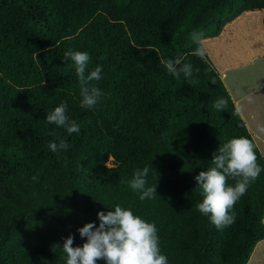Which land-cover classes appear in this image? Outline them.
Here are the masks:
<instances>
[{"label": "trees", "instance_id": "trees-1", "mask_svg": "<svg viewBox=\"0 0 264 264\" xmlns=\"http://www.w3.org/2000/svg\"><path fill=\"white\" fill-rule=\"evenodd\" d=\"M255 11L264 29V0H0V264H66L64 239L81 246L77 229L116 205L155 224L168 264H246L264 240V161L207 57L193 55L191 34L216 38ZM69 49L89 53L88 72L102 68L92 109L81 107ZM180 55L198 83L159 63ZM62 102L79 133L46 122ZM57 137L70 147L50 151ZM239 137L255 145L262 171L235 222L217 230L196 209L194 177ZM150 165L157 197L141 201L127 181Z\"/></svg>", "mask_w": 264, "mask_h": 264}, {"label": "clouds", "instance_id": "clouds-1", "mask_svg": "<svg viewBox=\"0 0 264 264\" xmlns=\"http://www.w3.org/2000/svg\"><path fill=\"white\" fill-rule=\"evenodd\" d=\"M191 38L197 45L193 55L205 60L206 51L200 46L204 33L194 31ZM64 59L70 60V66L75 69L82 97L81 107L94 108L103 93L92 82L101 79L102 68L97 66L88 72L91 57L87 52L69 49L64 53ZM183 61L184 57L180 55L175 59L161 58L159 63L176 79L183 75L190 84L198 83L192 79V64ZM195 71L198 73L199 69ZM227 105L226 99L218 98L213 107L223 111ZM66 112V103L62 102L46 115L45 120L48 124L64 128L69 135L79 133L81 126L71 120ZM50 135L56 136V133L52 132ZM57 139L58 142L49 143L50 151L60 152L70 147L64 139ZM254 148L255 145L248 138L230 139L213 153L212 166L194 177L203 197L196 209L200 214L208 216L217 230H223L235 222V204L262 171ZM150 168L152 169L151 165L136 170L132 179L127 181L132 190L140 193L141 201L157 197V185L146 186ZM229 177L235 180L234 186L228 185ZM96 215L98 226L87 223L77 229L79 236L85 240L81 246L73 247L74 236L71 234L64 239L62 248L67 256L66 264H97L101 260L104 264H168L167 257L161 253L158 230L154 223L143 220L120 205H116L114 211H100Z\"/></svg>", "mask_w": 264, "mask_h": 264}, {"label": "crops", "instance_id": "crops-1", "mask_svg": "<svg viewBox=\"0 0 264 264\" xmlns=\"http://www.w3.org/2000/svg\"><path fill=\"white\" fill-rule=\"evenodd\" d=\"M253 14H256V18L252 17ZM261 17L262 13L258 11L243 13L231 23L227 24L218 37L202 42L203 48L204 45L206 47H212L214 43L221 42L223 40L222 36L226 32L229 33L235 25L247 24L250 22H254L256 24V29H253V36H244L245 40H235L234 43L236 45L230 46L233 51H228L230 53V57L224 56L223 58H221L219 54L215 55V57L213 56L212 58V55L209 50L210 56L212 58L211 65L213 66L214 70L221 79L222 84H224L223 86L225 87V90L227 91L231 101L235 105L237 112H239V116L241 115L240 118H242L243 123L245 119L247 121L248 118L251 119V114L248 112V108L250 107L249 102H246L244 105H242V103L246 100H249L250 96L254 98L260 97L264 99V29L261 25ZM255 32L258 34V37H255ZM248 37H250L249 40L246 39ZM251 38H254V40L250 41ZM235 54H241L242 58H239L237 56L234 57ZM240 70H242V72H246V76L251 80L252 87L248 90H245L246 88L244 87H239L240 92H237L235 95H232V90L230 88H235V86H231V83L234 84V82L241 81V79L236 76V71ZM239 105L242 106L238 107ZM251 135L252 134H250V136ZM263 243L264 241H259V244L257 245V247L259 246V252L256 257L251 261L252 264L264 262Z\"/></svg>", "mask_w": 264, "mask_h": 264}, {"label": "rangeland", "instance_id": "rangeland-1", "mask_svg": "<svg viewBox=\"0 0 264 264\" xmlns=\"http://www.w3.org/2000/svg\"><path fill=\"white\" fill-rule=\"evenodd\" d=\"M252 17L256 18V14H253ZM256 27L257 26L254 22H250L247 24L235 25L234 28L232 30H230L229 33L226 32L222 36L223 40L222 41L219 40L221 42L214 43L212 45V47H206L204 45V49L206 51V57H207L208 61L211 63V59L213 58V56L215 57V55H219V54H220L221 58H223L224 56L230 57V53L228 51L233 52L232 48H230V46L236 45L234 43V41L235 40H245L244 36H247V35L253 36L254 35L253 29H256ZM255 37H258V34L256 32H255ZM246 39L249 40L250 37H248ZM253 40H254V38H251L250 41H253ZM209 50H210V53L212 55V58L210 56ZM236 56L239 58H242L241 54H237V55L235 54L234 57H236ZM236 76L239 79H241V81L234 82V84L231 83V86H235V88H233V87L230 88L232 90V95H235L237 92H240L239 87H241V88L244 87V88H246L245 90H248L252 87L251 80L246 76V72H242V70L236 71ZM246 102H249L250 107L248 108V112L251 114V116H250L251 119H249L247 117L248 121L246 119L244 120L245 127H246L247 131H249L248 133L252 134L251 135L252 139H253V141H254V143H255V145H256V147H257V149H258L259 153L261 154L262 159L264 161V99L260 98V97L254 98V97L250 96L249 100H246L245 102H243L242 105H244ZM242 105H239L238 107H241ZM263 223H264V218H263ZM262 241H264V240H262ZM258 244H259V242L253 248V251H252V253H251L246 264H252L251 261L258 254V252H259V246L257 247ZM260 247H261V245H260ZM258 264H264V262L258 263Z\"/></svg>", "mask_w": 264, "mask_h": 264}]
</instances>
